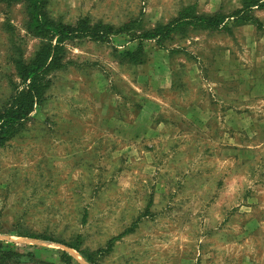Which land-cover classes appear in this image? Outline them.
Wrapping results in <instances>:
<instances>
[{"label": "rangeland", "instance_id": "1", "mask_svg": "<svg viewBox=\"0 0 264 264\" xmlns=\"http://www.w3.org/2000/svg\"><path fill=\"white\" fill-rule=\"evenodd\" d=\"M244 3L48 0L65 23H141L68 43L46 100L0 147V241L16 252L3 264H264V0L237 24ZM190 6L228 18L145 39L144 62L128 61ZM26 25L22 2L0 0V109L22 85L15 57L40 46Z\"/></svg>", "mask_w": 264, "mask_h": 264}, {"label": "trees", "instance_id": "2", "mask_svg": "<svg viewBox=\"0 0 264 264\" xmlns=\"http://www.w3.org/2000/svg\"><path fill=\"white\" fill-rule=\"evenodd\" d=\"M8 5L22 2L27 14V30L40 39V46L30 60H26L22 53L15 57L17 75L21 88L17 87L9 103L0 109V147L6 145L24 126L31 113L47 98V90L51 86L50 74L64 67L63 57L68 43L90 39L93 41H108L111 35H137L134 31L140 27L141 20H130L116 27L102 21L92 23L88 18L80 19L75 24L65 23L52 18L47 11L48 0H4ZM259 5V0H245L244 7L235 11L232 17L237 24L252 21L250 11ZM228 16L222 12L213 15H203L194 12V7L186 8L179 17L167 24L159 25L155 30L144 31L137 38L140 39L138 48L128 51L126 58L132 63L144 62L143 43L145 39H154L160 45L177 31L192 25L196 28L218 30L223 27ZM121 236V235H119ZM114 237L111 244L119 237ZM72 248L81 251L79 243L70 244ZM67 257L72 256L66 250ZM13 254L11 246L0 241V264L7 261ZM88 262L97 264L95 258L83 254Z\"/></svg>", "mask_w": 264, "mask_h": 264}]
</instances>
